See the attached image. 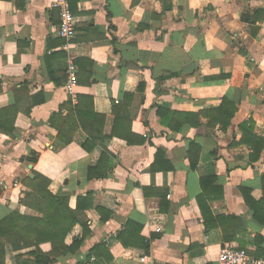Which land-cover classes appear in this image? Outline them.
<instances>
[{
    "label": "crops",
    "instance_id": "0c3cea01",
    "mask_svg": "<svg viewBox=\"0 0 264 264\" xmlns=\"http://www.w3.org/2000/svg\"><path fill=\"white\" fill-rule=\"evenodd\" d=\"M53 2L0 0L1 123L17 112L13 135L0 131V221L20 215L16 244L2 238L5 264L33 260L35 246L19 240L44 230V212L24 202L34 171L70 209L87 198L91 233L54 264H218L228 245L264 259V149L253 160L240 130L253 120L264 138V20H243L264 0H70L77 31L70 43ZM71 61L74 97L65 87ZM225 98L237 107L226 129L214 112ZM160 107L174 112L166 122L180 129L163 125ZM77 108L99 117H84L83 127ZM117 109L134 144L112 136ZM102 136L112 170L89 179L104 147L85 145ZM209 178L215 182L203 188ZM31 217L41 222L27 228Z\"/></svg>",
    "mask_w": 264,
    "mask_h": 264
},
{
    "label": "trees",
    "instance_id": "16d2710c",
    "mask_svg": "<svg viewBox=\"0 0 264 264\" xmlns=\"http://www.w3.org/2000/svg\"><path fill=\"white\" fill-rule=\"evenodd\" d=\"M243 20L245 22L251 21H261L264 20V9H256L252 17L244 16ZM31 110V109H30ZM30 110L27 112L30 114ZM237 107L231 102L228 98L223 100L221 106L214 110V112L218 113L217 119L219 120V124L224 129L230 125L231 119L233 118ZM115 111V127L112 136L123 137L129 144H134V140L129 137L127 131L125 130L127 125H125V113L122 115L118 109ZM3 110L0 111V114ZM76 114L79 117L80 124L84 125V117H99L97 114H93L92 112H86L80 109H76ZM159 115L163 119V125L166 127H170L172 129H180L183 124L172 125L166 122V114H174L173 111H166L162 109V107L158 110ZM171 112V113H170ZM17 112L14 114L13 119L8 124H3L0 121V131L4 133H8L9 135H13L15 130V116ZM188 116H194L192 114H187ZM61 116L60 114H56L52 117L51 123L54 124L55 120ZM196 125V123H193ZM240 130L242 132V139L248 143L254 150L255 157L253 160H257L261 155L262 150L264 149V138L258 136L255 133V122L253 120H249L240 125ZM111 136V137H112ZM107 137L102 136L100 139L91 138L88 139L87 144L85 145V149L87 151H91L95 146L101 144L104 147V141ZM61 141L63 143L69 144L72 139H65L61 134ZM93 139V140H92ZM100 140V141H99ZM145 140H141V143H144ZM112 154L104 147V153L101 159V167L100 170L98 168H91L89 170V179L94 177L105 178L108 177L110 171L112 170V165H110ZM28 160L31 162L37 161L36 153L29 156ZM103 165V166H102ZM107 169H105V168ZM103 168V170H101ZM35 174V178L32 179L28 177V180L31 182H35V186L33 192L27 193L26 198L24 200L25 204L28 206L35 207V209H39L38 211L44 212L45 221H44V230L37 231L33 237L30 236H22L19 240V243H23L26 248L34 247L35 249L29 252V256L33 257V260L26 259L19 261V264H54L57 259L62 258L69 254H75L80 249L82 243L86 239V237L91 233V229L89 227L88 222L86 221L85 215V207L82 208V203L87 202V198H78V205L75 210L69 208V199L68 198H59L53 195L49 191L50 180L41 176L37 172H33ZM264 179V177H263ZM215 182L214 178H209L203 180V188H207L210 184ZM222 192V191H221ZM241 192L244 196L246 203L255 211V217L260 220V215L258 211V207L255 206L254 198L251 196V192L249 189L242 187ZM223 192L221 193L222 197ZM90 196V194H89ZM168 197V195H167ZM205 195L200 199V203H205ZM34 202V203H33ZM45 204L50 206L51 212L45 210L42 206ZM42 204V205H41ZM46 208L49 209V206ZM44 210V211H43ZM203 215H205V211L203 210ZM20 218V215L14 214L11 217H8L2 221H0V264H5V243L2 241V238H6L8 243H11L14 246L15 240L19 239L17 235L15 236V231L19 229L16 222ZM231 218L235 219V216H231ZM27 222V228H33L37 223L41 222V219L38 217L25 218ZM261 223H264V220L261 219ZM44 241H50L53 245L51 252L45 253L41 250L40 245ZM143 247L149 251L150 249V240H146L143 244Z\"/></svg>",
    "mask_w": 264,
    "mask_h": 264
},
{
    "label": "built area",
    "instance_id": "2783aa9c",
    "mask_svg": "<svg viewBox=\"0 0 264 264\" xmlns=\"http://www.w3.org/2000/svg\"><path fill=\"white\" fill-rule=\"evenodd\" d=\"M53 7L60 12L59 33L68 43L76 35L75 16L72 12L70 0H54ZM77 69L73 61L69 64L68 79L66 82V90L71 96H75L77 87ZM149 258L144 256L141 262L147 261ZM218 264H264V259L253 256L246 248L239 246H225L218 255Z\"/></svg>",
    "mask_w": 264,
    "mask_h": 264
},
{
    "label": "water",
    "instance_id": "95a60500",
    "mask_svg": "<svg viewBox=\"0 0 264 264\" xmlns=\"http://www.w3.org/2000/svg\"><path fill=\"white\" fill-rule=\"evenodd\" d=\"M31 167H32V165H31Z\"/></svg>",
    "mask_w": 264,
    "mask_h": 264
}]
</instances>
